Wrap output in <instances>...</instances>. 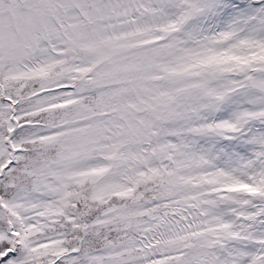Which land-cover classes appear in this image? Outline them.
<instances>
[{"label": "snow or ice", "instance_id": "obj_1", "mask_svg": "<svg viewBox=\"0 0 264 264\" xmlns=\"http://www.w3.org/2000/svg\"><path fill=\"white\" fill-rule=\"evenodd\" d=\"M0 264H264V0H0Z\"/></svg>", "mask_w": 264, "mask_h": 264}]
</instances>
